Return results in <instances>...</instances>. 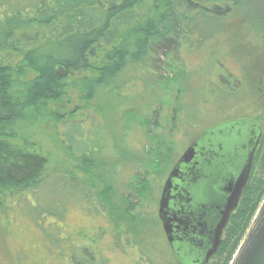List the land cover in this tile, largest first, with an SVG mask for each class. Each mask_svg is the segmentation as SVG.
<instances>
[{
  "label": "rangeland",
  "instance_id": "rangeland-1",
  "mask_svg": "<svg viewBox=\"0 0 264 264\" xmlns=\"http://www.w3.org/2000/svg\"><path fill=\"white\" fill-rule=\"evenodd\" d=\"M259 1L250 4L257 9ZM26 4L30 0H20L13 9ZM252 19H231L197 49L176 53L175 61L183 64L180 75L161 68L174 58H158L148 70L131 66L109 77L91 98L79 85L68 88L60 101L51 103L59 121L20 125L21 136L50 158L51 167L89 184L104 212L78 193L64 206L46 204L47 211L60 213V254L52 233L36 229V211L0 212V264H71L72 243L91 250L94 258L90 263L83 259L85 264H180L158 214L175 163L191 142L217 124L241 118L264 124V16L257 23ZM21 59L17 52L0 53L3 64ZM13 143L24 144L19 139ZM90 151L93 161H86L81 153ZM249 186L220 264H231L264 200V150Z\"/></svg>",
  "mask_w": 264,
  "mask_h": 264
},
{
  "label": "trees",
  "instance_id": "trees-1",
  "mask_svg": "<svg viewBox=\"0 0 264 264\" xmlns=\"http://www.w3.org/2000/svg\"><path fill=\"white\" fill-rule=\"evenodd\" d=\"M250 2L30 0L13 9L20 0H0V53L12 51L22 56L16 65L0 61V212L36 211V229L52 233L50 239L54 238L60 254L56 237L60 213L47 211L46 204L64 206L65 200L76 199L78 193L96 210L104 212V206L85 180L73 172L61 173L57 166L52 168L50 158L21 136L20 125L36 127L59 121L51 103L60 101L68 88L79 85L91 98L105 88L109 77L131 66L148 70L158 58H174L162 62L161 68H169V75H180L183 64L175 61L176 53L197 49L221 33L231 19L253 18L257 23L264 16V0L257 9ZM59 66L66 70L64 78L56 72ZM16 139L24 144L13 143ZM90 152L81 156L91 161ZM72 244L71 264L89 262L93 257L89 247Z\"/></svg>",
  "mask_w": 264,
  "mask_h": 264
},
{
  "label": "water",
  "instance_id": "water-1",
  "mask_svg": "<svg viewBox=\"0 0 264 264\" xmlns=\"http://www.w3.org/2000/svg\"><path fill=\"white\" fill-rule=\"evenodd\" d=\"M57 74L60 78H64L66 76L65 68L59 66L57 68ZM255 127L256 125H253L252 129L255 130ZM235 128L246 131L249 126L243 125L242 122H230L223 123L206 132L198 142L193 144L192 147L184 153L175 169L171 172L163 188L158 210L159 219L172 249L178 258L183 260L186 264H195L193 256H196V252L192 247L187 249L188 251H182V249L177 248V245H182L183 242L185 243L187 238L180 239L176 237V235L180 232L179 228H190L193 225V220L194 222L198 221V219L195 218L196 213H194L192 209L191 211L188 210V204L191 203L190 197L193 195V192L196 193V191L193 188H187L189 181L198 183L197 181L199 179H205L208 176V169L205 172L204 169L206 168H201V166L198 168V151L201 146L207 142L210 136L218 132L219 134L220 132L235 134ZM257 129L259 128L257 127ZM258 142L257 140L254 141L253 145L248 150L250 153L247 162L242 167L238 176L232 181L226 182L225 185L222 184L224 187L222 190L218 189V191H223L225 194V201H221V199H218L216 195H214L213 198L210 199L211 202L210 200L207 201L205 203L206 205L202 208V214L211 215V213L216 210V215L214 216L216 218L213 220L214 229L211 231L209 245L205 250V255L201 258L202 261L200 264H208L209 259L215 255L219 249L223 231L228 225L232 213L238 209L242 194L248 185L256 150L255 147H257ZM206 187L209 192H213L211 185L207 184L205 188ZM198 194H203V192L197 193V195ZM187 195L189 196L188 198L186 197ZM216 204H218V206ZM180 205L181 210H177L178 208L176 207ZM207 206H209V208L206 210V213H204ZM211 216H209L205 223L211 220ZM200 219H205V217L202 215ZM231 264H264V200Z\"/></svg>",
  "mask_w": 264,
  "mask_h": 264
},
{
  "label": "flooded vegetation",
  "instance_id": "flooded-vegetation-1",
  "mask_svg": "<svg viewBox=\"0 0 264 264\" xmlns=\"http://www.w3.org/2000/svg\"><path fill=\"white\" fill-rule=\"evenodd\" d=\"M261 78L264 80V75H262ZM262 114L264 115V113ZM260 119H264V117H260ZM230 122H235V123L242 122L243 125H248L249 128L246 131L235 128V134H231V133L225 134L222 132H220L219 134L218 132L217 133L218 135L214 134L210 136L207 142L203 146H201V148L199 149L198 157H197V162L199 165L198 168L200 166L201 168H206L204 169L205 172L208 169V176L205 179L203 178L199 179L197 181L198 183H192L189 181V183L187 184L188 189L193 188L196 191V193L193 192V195L190 197L191 203L188 204V210L191 211L192 209V211L196 213L195 218L198 219V221L194 222L193 220V223H192L193 225L190 228H179L180 232H178L176 237H179L180 239L187 238V240L185 241V243L183 242L182 245L178 244L177 248L182 249V251H186L187 249H190V247H192L196 252V256H193V261H195V264H200L202 261L201 258H203V255H205V250L207 249L210 238H211L210 237L211 231L214 229L213 220L216 218L214 217L216 215V210H214L211 213L212 216L209 214H202L203 206H205L206 205L205 203L209 201L210 199H212L214 195H216L218 199H221V201L222 200L225 201V194L223 193V191L222 192L218 191V189L222 190L224 188L223 185H225L226 182H230L238 176L242 167L247 162V159L250 153V151L248 150L251 148L254 141L256 140L257 142L259 141L257 144V147H255L256 150L254 153L253 166H252V171L250 174V179L248 181L247 187L245 188L242 194L238 209L234 213H232L230 217V221L223 231L221 244L219 246L217 253L213 255L209 259V262H208V264H220L221 259L225 255L224 248L230 237V233L232 230V228H230L231 222L241 207V204H242V201L245 195V191L250 185V183L252 182V179L254 178V170H255L257 161L259 160V156L264 150V124L263 125L259 124L255 120L241 118V119H232V120L224 121L220 124H217L216 126H219L223 123H230ZM253 125H256L255 130L252 129ZM216 126L211 127L210 129L201 133L193 142H191L188 145L184 153H186L187 150L190 147H192L193 144L198 142L200 138L206 132L214 129ZM257 127L259 129H257ZM184 153H182L180 158L177 160L171 172L175 169V167L177 166L178 162L180 161ZM169 176L167 177V179L169 178ZM167 179L165 180V183ZM165 183L163 185V188L165 186ZM207 184L211 185V189L213 190V192H209L207 187L205 188ZM163 188H162V192H163ZM162 192H161V195H162ZM200 192H203V194L197 195V193H200ZM186 197L188 198L189 196L187 195ZM221 201H218V202H221ZM159 203H160V200H159ZM216 205L218 206V204ZM176 208H178L177 210H181V205ZM208 208L209 206L205 208L204 213H206V210ZM202 215L205 217V219H200ZM209 216H211V220L208 223H205V221L209 218ZM163 231H164V228H163ZM164 234H165V231H164ZM165 238L167 240L166 234H165ZM167 243L172 253L174 254L175 258L177 259V261L180 264H186L183 260L178 258V256L172 249L168 240H167Z\"/></svg>",
  "mask_w": 264,
  "mask_h": 264
},
{
  "label": "bare ground",
  "instance_id": "bare-ground-1",
  "mask_svg": "<svg viewBox=\"0 0 264 264\" xmlns=\"http://www.w3.org/2000/svg\"><path fill=\"white\" fill-rule=\"evenodd\" d=\"M58 68V67H57ZM56 72H57V69H56ZM59 76V75H58Z\"/></svg>",
  "mask_w": 264,
  "mask_h": 264
}]
</instances>
